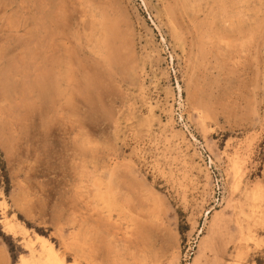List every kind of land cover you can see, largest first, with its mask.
<instances>
[{
	"label": "rangeland",
	"instance_id": "rangeland-1",
	"mask_svg": "<svg viewBox=\"0 0 264 264\" xmlns=\"http://www.w3.org/2000/svg\"><path fill=\"white\" fill-rule=\"evenodd\" d=\"M0 199V264H264V0H0Z\"/></svg>",
	"mask_w": 264,
	"mask_h": 264
},
{
	"label": "bare ground",
	"instance_id": "bare-ground-1",
	"mask_svg": "<svg viewBox=\"0 0 264 264\" xmlns=\"http://www.w3.org/2000/svg\"><path fill=\"white\" fill-rule=\"evenodd\" d=\"M105 184V182H104ZM101 187V186H100ZM98 188V187H97ZM103 188V187H102ZM106 188V187H105ZM98 191V190H97ZM101 191V190H100ZM99 191V192H100ZM98 192V193H99ZM98 195V194H97ZM102 195V194H101ZM1 200V199H0ZM9 224V223H8ZM7 225V224H6ZM7 230L10 229V225H7ZM5 229V228H4ZM12 230V228H11ZM241 234V233H240ZM41 238V237H39ZM35 241V240H34ZM40 250L37 253L30 252V257L27 259H20L18 263L20 264H62L59 258L57 257L55 251L51 248L49 244H46L44 241H40ZM30 245V244H29ZM25 246V245H24ZM28 247V245H27ZM39 247V246H38ZM26 248V247H25ZM29 250V249H28ZM32 250V249H31ZM34 251V250H33ZM82 257V256H81ZM19 258V257H18ZM85 259V258H84ZM86 260V259H85ZM91 261V260H90ZM76 262V261H75ZM74 262V263H75ZM88 262V259H87ZM231 262V261H230ZM67 263V262H66ZM65 264V263H64ZM75 264H82V260L78 259V261ZM85 264V263H84ZM88 264V263H87Z\"/></svg>",
	"mask_w": 264,
	"mask_h": 264
}]
</instances>
